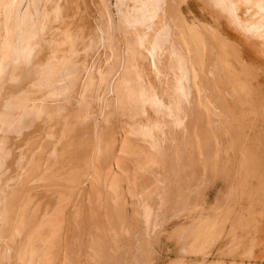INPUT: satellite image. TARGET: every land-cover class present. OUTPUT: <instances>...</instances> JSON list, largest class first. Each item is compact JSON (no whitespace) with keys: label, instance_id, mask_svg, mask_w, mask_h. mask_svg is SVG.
Wrapping results in <instances>:
<instances>
[{"label":"rangeland","instance_id":"1","mask_svg":"<svg viewBox=\"0 0 264 264\" xmlns=\"http://www.w3.org/2000/svg\"><path fill=\"white\" fill-rule=\"evenodd\" d=\"M36 1L0 0V23L8 28L2 33L8 34L13 61L28 58L37 42L45 54L28 93L19 97L22 113L16 130L29 135L15 148L19 167L0 197V264H20L25 259L21 264H64L66 256L69 264L73 258L76 264H213L233 254V248L242 251L257 233L248 226L259 219L246 221V217L261 210L256 196L264 192V168L254 167L260 172L253 174V167L247 166L252 159L245 158L249 154L264 158V150L244 149L248 143L260 145L255 138L257 119L252 117L247 125L248 120L239 116V96L249 93V82L256 90L255 78L233 47L222 49L215 33L201 27L207 23L199 11L202 5L183 6L185 1L180 13L174 0ZM234 2L238 11L250 5ZM254 17L244 11L242 16L227 15L232 26L252 35ZM61 35L76 39L71 40V52L70 40L63 42L75 61L63 54L66 45L59 42L64 39ZM52 46L72 62L61 56L56 62ZM5 65L6 60H1L0 76ZM48 88L57 93L46 94ZM62 133L69 137L65 143ZM58 139L63 144L58 145ZM68 147L75 150L71 164L69 156L63 160L60 156L71 150L64 151ZM53 148L62 150L55 154L59 160L50 155L54 164L49 165L47 150ZM46 165L61 170L55 171L63 179L53 169L55 174L48 176L51 170ZM61 172L66 180L69 175L81 178L72 189L74 196L69 193L70 199L63 203L60 191L66 180ZM46 177L51 184L60 182L58 188ZM53 185L61 189L59 193ZM52 200L61 202L60 211L53 208L57 204L53 206ZM225 212L229 214L224 216ZM234 220L247 222L241 224L246 228L230 229ZM257 243L250 242L253 247ZM37 246L52 250L45 257L46 250Z\"/></svg>","mask_w":264,"mask_h":264},{"label":"bare ground","instance_id":"2","mask_svg":"<svg viewBox=\"0 0 264 264\" xmlns=\"http://www.w3.org/2000/svg\"><path fill=\"white\" fill-rule=\"evenodd\" d=\"M27 1V0H26ZM29 1V0H28ZM31 1H34V0H31ZM36 1V0H35ZM39 2V1H38ZM25 3V2H24ZM36 3H37V1H36ZM35 3V7H36V4ZM19 4V3H18ZM20 4H21V2H20ZM32 4H34V3H32ZM25 5V4H24ZM22 6V8L24 7L23 5H21ZM28 6H29V3H28ZM34 7V6H33ZM20 8V7H19ZM22 8H21V11L20 12H22V11H24V10H22ZM56 8V7H55ZM5 9V8H4ZM24 9V8H23ZM30 9V8H29ZM6 10V9H5ZM8 11V10H7ZM6 11V12H7ZM19 11H17V12H19ZM30 11H32V10H30ZM36 11V10H35ZM5 12V11H4ZM12 12V11H11ZM10 12V13H11ZM33 12V11H32ZM37 12V11H36ZM39 12V11H38ZM37 12V13H38ZM9 13V14H10ZM15 13V12H14ZM4 14V13H3ZM6 14V13H5ZM22 14V13H21ZM31 14V13H30ZM36 13H34V15H35ZM37 15V14H36ZM4 16V15H3ZM8 16V15H7ZM21 16V15H20ZM6 16H4V18H5ZM10 17V16H9ZM16 17V16H15ZM25 18V17H24ZM29 18H30V16H29ZM19 19H20V17H19ZM33 19V18H32ZM6 20H9V18H7ZM5 20V21H6ZM24 20V19H23ZM34 20V19H33ZM47 20V19H46ZM51 21V20H50ZM1 22H2V20H1ZM4 22V21H3ZM32 22V21H31ZM34 22V21H33ZM5 23H7V22H5ZM20 23V22H19ZM3 23H0V53L2 54V56H0V61L1 60H6V65H5V67L3 68V70H2V73H1V76H0V182H2V185L3 186H1L0 185V195L2 194V196H0L1 198L4 196L3 194H5L7 191H8V189H9V187H10V185H11V183L13 182V179H14V173H15V171L17 170V168L19 167V163H16V161H15V159H14V157H15V153L16 152H18V151H15V148H17V147H19L20 145H22V144H24L25 143V137H27L29 134H27V132L25 131V130H21V131H17L16 129V127H17V124L18 123H20L17 119H19L20 118V115H21V111H20V106H18L19 105V102H20V100H22V99H19V97H20V95H26L27 93H28V90L30 89V84H31V82H32V80L34 79V78H36V76H37V74H38V72H37V69H36V65H38L40 62H42L44 59H45V54L42 52V49H41V42H37L36 44H35V46H34V48H33V50L31 51V53H30V56L28 57V58H24V59H21V61H19V63L18 62H14L13 61V58L9 55V53H8V47H9V45L11 44V43H9V45H8V43L6 42V40H7V33H2V30H5V31H7L8 30V28H6V26H4V25H2ZM18 25V24H17ZM32 25V24H31ZM30 25V26H31ZM73 25V24H72ZM27 26V25H26ZM46 26V25H45ZM37 33V32H36ZM63 33V32H62ZM20 34V33H19ZM72 34V33H71ZM42 35V34H41ZM41 35L39 36V39H41L42 37H41ZM63 35H64V33H63ZM19 36V35H18ZM67 36H68V34H67ZM74 36V35H73ZM55 37V36H54ZM61 37H63L62 35H61ZM70 37V36H69ZM57 38H59L58 36L56 37V39ZM64 39H58L59 40V42L61 41L62 43L64 42V40H65V38H66V40H70V38L69 39H67V37H63ZM11 39V38H10ZM65 40V41H66ZM71 40L73 41V42H76V39H75V41L71 38ZM70 40V42L68 43L67 41H66V43H68V45L70 46H68V49L70 48V52L72 51L71 50V45L74 47V45H73V42ZM56 42V41H55ZM58 42V41H57ZM59 42L57 43V44H59ZM62 43L61 44H59V45H62ZM66 43H63L64 45H66V47H63L64 49V53L63 54H65V52L66 53H68V54H70L69 53V51L67 52L65 49H67V44ZM64 45H62V46H64ZM61 46V47H62ZM201 46V45H200ZM230 46V45H229ZM57 47V46H56ZM52 48L53 49H51V50H53L54 52H55V50H56V48H54V46H52ZM74 49V48H73ZM202 49V48H201ZM205 49H206V47H205ZM62 50V51H63ZM53 51H51V52H53ZM62 51H58V53H56V54H52V56L53 57H58V56H61L62 57V55H61V53H62ZM74 51H75V49H74ZM60 52V53H59ZM205 53V52H204ZM58 54V55H57ZM60 54V55H59ZM72 54V53H71ZM69 55V56H72V55H74V54H72V55ZM191 54H192V51H191ZM203 55V54H202ZM75 56V55H74ZM196 56V55H195ZM61 57H58L59 59H67V57H66V55H64L62 58ZM66 57V58H65ZM121 57V56H120ZM58 58H57V60H56V62H59V60H58ZM70 58V57H69ZM69 58L67 59V60H69ZM73 58V59H72ZM72 60H74L75 61V59H74V57L72 56ZM109 58V57H108ZM195 58V57H194ZM205 58V57H204ZM71 59L69 60L70 62H72L71 61ZM201 59V58H200ZM203 59V58H202ZM60 60V61H61ZM204 60V59H203ZM49 61V63H50V61L51 60H48ZM53 61L54 60H52V62L51 63H53ZM198 61V60H197ZM63 62V61H62ZM62 62H60V63H62ZM50 63V64H51ZM55 63V62H54ZM64 63V62H63ZM65 63H67L68 64V62H65ZM89 63V62H88ZM200 63H202V62H199V64ZM57 65V64H56ZM65 65V64H64ZM69 65V64H68ZM200 65H202V64H200ZM58 66H59V69H60V66L61 65H59L58 64ZM73 66H74V64H73ZM73 66H71V68H73ZM204 66V65H203ZM62 67H63V64H62ZM200 67V66H199ZM64 68L66 69V67L64 66ZM58 68H57V71L59 70ZM197 69V68H196ZM74 70V69H73ZM73 70H72V72H73ZM189 70H191L190 68H189ZM66 71L68 72H70V70H67L66 69ZM65 71V72H66ZM198 71V70H197ZM71 72V73H72ZM191 72V71H190ZM201 72V71H200ZM200 72H198V74H202L203 73V71H202V73H200ZM71 73H68L69 75L71 74ZM61 74V73H60ZM65 74V73H64ZM73 74H74V72H73ZM69 75H67V77L69 76ZM204 75V74H203ZM202 75V76H203ZM61 76H64L63 75V73H62V75ZM60 76V78H62ZM71 76V75H70ZM70 76H69V78H70ZM74 76V75H73ZM72 76V77H73ZM66 77V76H65ZM65 77H64V79H65ZM201 77V76H200ZM58 78V77H57ZM60 78H59V80H60ZM75 78V77H74ZM56 80V79H55ZM75 80V79H74ZM62 81V80H61ZM65 81V80H64ZM67 81H68V78H67ZM67 81H65V82H63L64 83V85H66L67 86ZM72 81V80H71ZM76 82V81H75ZM62 83V82H61ZM61 83H59L60 84V86H64L63 84H61ZM70 83V82H69ZM72 83H74V82H72ZM114 83V82H113ZM58 83L56 84V85H59ZM117 84V83H116ZM54 85V84H53ZM69 85V84H68ZM48 86V85H47ZM66 86L64 87V89L66 88ZM70 86V85H69ZM56 88V86H53V91H54V89ZM57 87H59V86H57ZM51 89V88H50ZM59 89V88H58ZM60 89H61V87H60ZM60 89H59V91H60ZM63 89V90H64ZM61 91L62 93H64V91ZM66 90V89H65ZM31 91V90H30ZM29 91V94L32 92H30ZM52 91V90H51ZM50 90H49V88H48V90L46 91V94H48V95H51V93L52 94H56L57 92L55 91V93L52 91L51 92ZM119 91H120V89H119ZM122 93L123 92H121L120 94L122 95ZM47 95V96H48ZM54 95H52V96H54ZM58 95V94H57ZM27 96H29V95H27ZM46 96V97H47ZM50 96H48V98H49ZM53 98H55V97H53ZM56 100V99H55ZM43 102H44V100H42ZM64 102V101H63ZM53 103V102H52ZM51 102H50V104H52ZM47 104V103H46ZM61 104V103H60ZM61 105H63V104H61ZM30 106V105H29ZM43 106H44V104H43ZM55 106V105H54ZM57 106V105H56ZM53 107V106H52ZM81 107V106H80ZM25 108V107H24ZM46 108V107H45ZM66 108V107H65ZM54 109V108H53ZM60 109V108H59ZM15 112L14 114H12V115H9V112ZM16 113H19V114H16ZM61 113V112H60ZM45 114V113H44ZM47 116V115H46ZM31 117V116H30ZM29 119V118H28ZM27 120V119H26ZM30 120V119H29ZM49 120H50V118H49ZM16 122H18L17 124H16ZM21 123H23V121H21ZM32 123V122H31ZM28 124V123H27ZM22 126H23V124H22ZM22 126H21V128H22ZM40 127V126H39ZM46 128V127H45ZM59 128V127H58ZM20 130V129H19ZM58 130V129H57ZM61 131V130H60ZM64 132V134H65V132L66 131H63ZM54 134V133H53ZM53 134H52V136H53ZM62 137H60V139H62L61 141L63 142L64 141V143H65V138H69L68 136H64L63 135V133H62V135H61ZM34 137V136H33ZM64 137V138H63ZM37 138V137H36ZM34 139V138H33ZM64 139V140H63ZM55 140H57V139H55ZM24 141V142H23ZM59 139H58V142L56 141V143L58 144H63L62 142H61ZM20 142H22V144L20 143ZM31 143V142H30ZM57 144H55L57 147H58V145ZM54 145V146H55ZM65 146H66V144H65ZM65 146H63V147H65ZM56 147V148H57ZM28 148H29V146H28ZM27 148V149H28ZM50 148V147H49ZM52 148V147H51ZM50 148V149H51ZM55 148V149H56ZM69 149H71L70 151H68ZM60 150H62V148L61 149H59L58 151L56 150H54V148H53V150L52 151H50V150H47V151H49V152H51V154H49V156L50 155H55V154H57V153H59L60 152ZM63 150H64V148H63ZM68 151V152H64V151ZM31 151V150H30ZM64 151H62V152H64L63 153V156H62V154L61 153H59V154H61L60 156H61V160H63L62 159V157H64V156H66V157H68L69 156V159L68 158H66V159H68V161H70V162H68V163H70L71 164V160L73 161V159H71L72 157L71 156H73V153L75 152V150H73V148H65V150ZM24 152H25V150H24ZM53 152V153H52ZM26 153V152H25ZM32 153V152H31ZM46 153V152H45ZM48 153V152H47ZM77 154V153H76ZM23 155V154H22ZM48 156V160L47 161H49V159H50V161L51 160H53L54 159V157H56V158H58L57 160H59V155L58 156H50V157H53L52 159L50 158ZM27 158H28V156H26ZM42 157V156H41ZM71 157V158H70ZM245 158H249V159H252V163H254L257 159H256V155L255 154H249V155H246L245 156ZM41 159V158H40ZM66 159H64L66 162H67V160ZM78 159V158H77ZM25 161H28V160H26L25 159ZM44 161V160H43ZM49 161V165L52 163V164H54L53 162H50ZM54 161V160H53ZM24 162V161H23ZM41 162V161H40ZM40 162H38V163H40ZM55 162H59V163H61V161H56V159H55ZM47 164V163H46ZM51 164V165H52ZM56 164V163H55ZM49 165H46V166H48V168H49ZM41 165H39V167H40ZM38 167V168H39ZM42 167V166H41ZM89 167V166H88ZM22 168H23V166H22ZM47 168V169H48ZM87 168V167H86ZM85 168V169H86ZM21 169V167L19 168V170ZM24 169V168H23ZM52 169L53 168H49L48 170H51V171H49V173L51 172V174H49L48 172V176H51V175H53V174H55L54 172H56L58 169H53V173H52ZM36 170V169H35ZM38 170V169H37ZM56 170V171H55ZM264 170V169H263ZM60 171L61 170H58L57 172H59V174H60ZM87 171V170H86ZM36 172H38V171H36ZM41 172V171H40ZM56 172V176L58 177V173ZM70 172V171H69ZM88 172V171H87ZM260 172V171H259ZM258 172V173H259ZM17 173V172H16ZM20 172H18V174H19ZM71 173H72V171H71ZM252 173L253 174H255L256 172H254V167L252 168ZM18 174H17V176H18ZM46 174V173H45ZM58 174V175H57ZM61 174H63V172H61ZM65 174V173H64ZM64 174H63V176H64ZM68 174V173H67ZM73 174H74V172H73ZM86 174V173H85ZM38 175V174H37ZM47 176V175H46ZM74 177H75V174L73 175ZM79 176V175H78ZM35 177H36V173H35ZM56 177V178H57ZM59 177H61L62 179H63V177H62V175L61 176H59ZM58 177V179L60 180L61 178H59ZM69 177V179H72V180H69V179H67L66 180V176H64V178H65V182H64V180H63V182L65 183V186L67 187H65L64 189L63 188H61L62 189V192L60 191V193H62L61 195H62V199H60L61 201H62V203H63V201L65 200H69L70 199V196H69V193H71L72 192V189L76 186V185H78V184H80V180L79 179H81L80 177H79V179L77 178V179H73V177H71L70 175L68 176ZM71 177V178H70ZM77 177V176H76ZM84 177V176H83ZM254 177V176H253ZM49 178V177H48ZM55 178V177H54ZM53 177H51V179L53 180L54 179ZM55 178V179H56ZM46 179V182H48L49 184H51V180H50V178L49 179H47V177L45 178ZM54 179V180H55ZM255 179V178H254ZM50 180V181H49ZM58 180V181H59ZM256 180V179H255ZM56 181H57V179H56ZM258 181V180H257ZM68 183V185H67V183ZM261 182V181H260ZM47 183V184H48ZM53 183H54V181H53ZM52 183V184H53ZM58 183H60V182H57V183H54V185H56V184H58ZM61 183H62V181H61ZM64 183H62L63 185H64ZM51 184V185H52ZM50 185V186H51ZM53 185V186H54ZM263 185V184H262ZM24 186V185H23ZM22 186V187H23ZM34 187H36V185H33ZM40 186V185H39ZM45 186H47L46 184H45ZM30 187V186H29ZM34 187H32V188H34ZM56 187L58 188V186L56 185ZM55 186L53 187L54 188V190L56 191L57 190V188H56ZM64 187V186H63ZM50 188V187H49ZM262 188V187H261ZM42 189V188H41ZM60 189V188H59ZM58 189V190H59ZM60 189V190H61ZM66 189V191H64ZM34 190V189H33ZM39 190V189H38ZM44 190V189H43ZM58 190L56 191L57 193H59L58 192ZM263 190V189H262ZM37 191V190H36ZM53 191V190H52ZM51 191V192H52ZM82 191V190H81ZM27 192V191H26ZM41 192V191H40ZM49 192V191H48ZM50 192V193H51ZM55 192V193H56ZM75 192H76V190H75ZM19 193V192H18ZM32 193V192H31ZM54 193V192H53ZM74 192H72V194H73ZM82 193V192H81ZM80 193V194H81ZM253 193V192H252ZM27 194H29V193H27ZM40 194V193H39ZM44 194V193H43ZM46 194H47V191H46ZM49 194V193H48ZM19 195V194H18ZM24 195H26V193L24 194ZM52 195H56V194H52ZM52 195L50 196L51 197V199H53L52 198ZM60 195V196H61ZM20 196H22L21 195V193H20ZM28 196H30V195H28ZM27 196V197H28ZM57 197H59L58 195H56ZM55 196V197H56ZM73 196H74V194H73ZM16 197V199H17V196H15ZM54 197V198H55ZM68 197H69V199H68ZM60 198V197H59ZM259 198V197H258ZM47 199H50V198H47ZM56 199V198H55ZM58 199V198H57ZM18 200V199H17ZM26 200V199H25ZM29 200V199H28ZM255 200V199H254ZM253 200V201H254ZM261 200H263V199H261ZM18 201H20V200H18ZM17 201V202H18ZM56 200H54V202H55ZM47 202H49V201H47ZM54 202H53V200H52V202H50V203H53V206L55 205V204H57V206H56V208L55 207H53L54 209H57L58 210V207H59V211H60V206H61V202L59 201V203L60 204H58V203H56L55 202V204H54ZM58 202V201H57ZM264 202V201H263ZM2 200L0 199V209L3 207L2 206ZM15 203V202H14ZM19 204V203H18ZM25 204V203H24ZM39 204V203H38ZM16 205V204H15ZM23 205V204H22ZM19 206V205H18ZM48 206H49V203H48ZM50 207H51V205H50ZM112 207V206H111ZM110 207V208H111ZM21 208H23V207H21ZM20 208V209H21ZM48 209H49V207H47ZM52 208V207H51ZM50 208V209H51ZM263 208V207H262ZM15 209V208H14ZM19 209V210H20ZM27 209V208H26ZM53 209V211H57V210H54ZM12 210V209H11ZM25 210V209H24ZM16 211V210H15ZM27 211V210H26ZM33 211V210H32ZM53 211H52V213H53ZM111 211V210H110ZM0 212H1V210H0ZM3 212V211H2ZM10 212V211H9ZM25 212L23 211V214H24ZM34 213V212H33ZM46 213H47V209H46ZM51 212H49V214H50ZM51 213V214H52ZM112 213V212H111ZM259 213V212H258ZM15 214V213H14ZM23 214H21L22 215V217L24 216ZM50 214V215H51ZM54 214V213H53ZM52 214V215H53ZM63 214V213H62ZM2 215H4V214H2ZM9 215H10V213H9ZM12 215V214H11ZM16 215V214H15ZM35 215H36V212H35ZM43 215V214H42ZM41 215V216H42ZM55 216H56V214H54ZM53 215V216H54ZM65 215V214H64ZM1 216V215H0ZM49 216V215H48ZM47 216V218H49ZM52 216V217H53ZM108 216V215H107ZM10 217V216H9ZM21 217V216H20ZM43 217H44V215H43ZM57 217V216H56ZM11 218V217H10ZM49 219H51V218H49ZM48 219V220H49ZM108 219H109V221H110V219L111 218H109V216H108ZM195 219V218H194ZM52 220H53V218H52ZM60 220V219H59ZM51 221V220H50ZM55 221H56V219H55ZM32 222V221H31ZM35 222V221H34ZM38 222V221H37ZM37 222H35L34 224L36 225V223ZM45 222V221H44ZM47 222V221H46ZM54 222V221H53ZM53 222H51V223H53ZM60 222V221H59ZM58 222V223H59ZM111 222V221H110ZM116 222H117V220H116ZM56 223V222H55ZM62 223V222H61ZM2 224V223H1ZM32 224V223H31ZM39 224V223H38ZM47 224H48V222H47ZM46 223H45V225H47ZM49 224H50V222H49ZM54 224V223H53ZM53 224L50 226V225H47L48 227H55V225L53 226ZM58 225H60V224H58ZM3 226V225H2ZM32 226V225H31ZM30 226V227H31ZM47 226H45V227H47ZM57 226V225H56ZM18 227H19V225H18ZM44 227V228H45ZM58 227H60V226H58ZM28 228H29V225H28ZM33 228V227H32ZM35 228V227H34ZM0 229H1V227H0ZM51 229V228H50ZM54 229V228H53ZM56 229V228H55ZM54 229V230H55ZM10 230V229H9ZM28 230H30V229H28ZM44 230V229H43ZM11 231V230H10ZM34 231V230H33ZM47 231V230H46ZM58 231V230H57ZM12 232V231H11ZM49 231H47V233H48ZM55 232V231H54ZM47 233H46V236H47ZM57 234V233H56ZM16 235V234H15ZM28 235H29V232H28ZM60 235V234H59ZM35 236H37V235H35ZM46 236H45V238L44 239H46ZM50 236V235H49ZM59 237V236H58ZM26 238V237H25ZM24 238V239H25ZM28 238V237H27ZM43 238V237H42ZM51 238V237H50ZM57 238V237H56ZM9 239H11L10 237H9ZM43 239V240H44ZM47 239H48V237H47ZM46 239V240H47ZM43 240L41 239V240H39V241H41V242H43ZM46 240H45V243H41L42 245H44L45 246V244L47 243L46 242ZM49 240V239H48ZM50 240H52V239H50ZM54 240H56V239H54ZM15 241V240H14ZM25 242H26V240H24ZM53 241V240H52ZM52 241H51V243H52ZM28 242V241H27ZM26 242V243H27ZM55 242V241H54ZM41 244H39V246H42ZM60 244V243H59ZM29 245V244H28ZM35 245H37V244H35ZM56 245H58V244H56ZM14 246V245H13ZM22 246V245H21ZM39 246H37V247H35L36 249H44V247H40L39 248ZM15 247V246H14ZM49 247H51V246H49ZM52 248V247H51ZM56 248V247H55ZM61 248H62V245H61ZM42 249V251H44V250H46V248L43 250ZM49 250H52V249H50V248H48ZM47 249V250H48ZM54 249V248H53ZM60 249V248H59ZM46 250V251H47ZM62 250V249H61ZM60 250V251H61ZM16 251V250H15ZM42 251L41 252H39V254L40 253H42ZM46 251H44V256L45 257H47V254L49 253L48 251L46 252ZM36 252V251H35ZM46 252V253H45ZM52 252V251H51ZM50 252V257H51V255L53 254V253H51ZM61 252H63V250L61 251ZM2 253V252H1ZM0 253V254H1ZM58 253V252H57ZM36 254V253H35ZM35 254H33V255H35ZM22 255V254H21ZM20 255V256H21ZM32 255V256H33ZM62 255H63V253H62ZM61 255V256H62ZM50 257H49V260H52V259H50ZM22 258V257H21ZM43 258V257H42ZM62 258V257H61ZM20 259V258H19ZM37 259V261H38V263L40 262V259L38 260V257L36 258ZM48 259V258H47ZM66 261H65V263L64 264H69V259H68V257L66 256ZM65 259H63L62 260V263L64 262V260ZM25 260H27V259H25ZM24 260V261H25ZM33 260V259H32ZM42 260V259H41ZM59 260H60V257H59ZM14 261L15 260H13V263H14ZM19 261V260H18ZM24 261H20L21 263L22 262H24ZM34 261H36V260H34ZM48 262V261H47ZM54 262H57V259H56V261H54ZM67 262V263H66ZM71 262V261H70ZM20 263V264H21ZM32 263V262H31ZM53 263V262H52ZM51 263V261H50V264H52ZM72 264H76V261L74 260V258H73V260H72V262H71ZM19 264V263H18ZM40 264H42L41 262H40ZM44 264V263H43Z\"/></svg>","mask_w":264,"mask_h":264},{"label":"crops","instance_id":"3","mask_svg":"<svg viewBox=\"0 0 264 264\" xmlns=\"http://www.w3.org/2000/svg\"><path fill=\"white\" fill-rule=\"evenodd\" d=\"M237 1L246 5L247 4L250 5L245 10L241 9L240 11H238L237 6L236 8L233 6L235 5L234 0H200V1L174 0V4L177 7L179 6L180 13H181V9H180L181 4H183L184 2L185 4H183V6L185 5L189 6L190 3H196L197 6L201 4L203 9H199V11L204 16L203 20L211 24L210 25L207 23H203L201 27H204L215 33L214 36L220 40L221 44L219 45L221 46L222 49L233 47L239 60L251 71L249 74H251V78H255L254 83L256 86V90L254 87H251L250 85L251 82H249L248 84L249 93L246 95L242 94L239 96V102H240L239 116L244 121L248 120L247 125L251 123L252 117H256L257 126L255 128V133H256L255 138H257L258 143L260 145L253 146L252 144L248 143L247 148L244 149L254 148V150L259 151V150H264V145H263L264 142V36H263L264 35V0H237ZM220 7H222L221 10H219ZM243 11L247 15L256 16L250 21L252 30L255 32L254 35L250 33H246L243 30H240L237 27L232 26L230 24V21L227 19V15H233L235 17L239 13V15L242 16ZM208 14L210 15L211 18L213 17L214 20L213 19L210 20ZM214 21L218 23V25L216 24L213 25L212 23ZM237 21L239 20L237 19ZM186 23L189 22L186 21ZM195 25H197V23ZM254 83H252V85H254ZM256 91H258V93L255 99H252V94H255ZM233 101H234V113H236L237 110H235L236 109L235 94L233 97ZM252 107H255L256 114L254 115H253L254 112H252L253 111ZM244 132L245 131L240 130L239 134H245ZM260 139L262 141V144ZM247 166L251 168L252 167L264 168V158H258L254 163L250 162L249 164H247ZM254 172L258 173L259 170L255 169ZM262 172L263 171H261V173ZM257 193L258 196H256L257 198L256 203L261 206V210L258 211L259 213L250 214V216L246 217V221H252L253 219L259 218L256 222H254V226H248L249 229H254L257 231V233L252 235L251 239L249 240L247 245L242 249V251L233 248L231 249L233 252V254H230L231 256L224 255L222 258L217 260V263H213V264H264V202H263L264 192L263 193L257 192ZM226 214L228 215L229 213L225 212L224 216ZM246 223L247 222L234 220L233 225L230 227V229L239 230L241 228H246V227H242L241 225ZM231 231L229 232L230 234ZM254 239L258 240V243L255 244L253 247V245L251 244L254 241Z\"/></svg>","mask_w":264,"mask_h":264}]
</instances>
